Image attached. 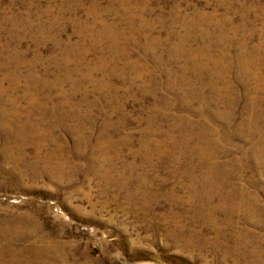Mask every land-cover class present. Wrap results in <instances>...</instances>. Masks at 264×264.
I'll use <instances>...</instances> for the list:
<instances>
[{
    "label": "rangeland",
    "instance_id": "obj_1",
    "mask_svg": "<svg viewBox=\"0 0 264 264\" xmlns=\"http://www.w3.org/2000/svg\"><path fill=\"white\" fill-rule=\"evenodd\" d=\"M205 30L218 62L242 54L260 72L241 77L231 66L219 108L213 71L185 74L183 58L173 60L182 36L196 48ZM263 99L264 0H0V124L13 127L0 128V264H244L264 238V163L252 152L264 118L255 132L247 124ZM217 110L210 123L222 139L204 165L258 209L255 223L232 217L233 228L219 213V237L197 201L184 210L180 188L183 170L192 179L207 170L181 149V128ZM100 170L125 174L110 183ZM135 189L137 205L154 199L147 216L129 208ZM171 213L176 224L164 219ZM242 235L254 245L232 252Z\"/></svg>",
    "mask_w": 264,
    "mask_h": 264
},
{
    "label": "bare ground",
    "instance_id": "obj_2",
    "mask_svg": "<svg viewBox=\"0 0 264 264\" xmlns=\"http://www.w3.org/2000/svg\"><path fill=\"white\" fill-rule=\"evenodd\" d=\"M199 17H202V16L199 15ZM192 19H190V20L192 21ZM191 21L187 20V21H185V23L188 25L193 24L192 22L196 23L195 21H192V22ZM217 25L220 26V24H218V23H217ZM185 28L188 29L187 27H185ZM187 35L182 36L179 39L180 40L179 44L177 43V45L175 44L176 46L174 45V48H173L174 52L173 53L177 52L178 54L176 53V55H174L173 60H178L180 58H183V61H181L182 64L179 67V70H180L179 72H183L185 74H187L188 71H192V72L193 71L204 72L206 70L213 71L212 74L217 76L218 83L221 82V85H222L221 87H219V85H217V83H214V81H212L213 84L211 83L212 84L211 87L213 88V91L215 93V98L213 99V105H215V107L218 106V108H219V105H221L223 102V101H221V92H222L221 88L226 89V91L228 88V85H227L228 83L223 78L225 77V74H228L229 70L231 69V66L232 67L234 66L237 69L239 74H241V77H245L247 75H251V76L255 77V76L260 75V72L255 73L252 71V66L254 65V59L244 57L242 54L238 55L235 59L227 60V57H226L224 62H218V60L210 52L211 46L216 44L215 39L210 35L209 32H207V30L204 31L203 38L201 39V42H200V44H203V46H198L196 48H190V47L186 48L185 47V43L188 42V39L190 38V37L188 38ZM220 36L224 37V35H222V34H220ZM194 37H195L194 39H197L196 36H194ZM169 53H172V52H169ZM241 53H243V51H241ZM219 65H222V66L219 67ZM260 69L261 68H259V70ZM186 84H187V80L185 81V83L183 85H186ZM181 86L182 85H180V87ZM183 87H185V86H183ZM228 95L231 96V91L228 92ZM204 101L203 102H204L205 106L211 107L210 103H207L206 100H204ZM205 108H207V107H205ZM260 108H262L260 110V112H264V99L261 102ZM260 112L258 110H255V109L251 110V113L249 115V121H247L248 127L250 126L253 129L252 131H250L251 133L257 131L253 127L254 122L260 118L261 119L264 118L263 113H260ZM221 116H222L221 111L219 112L217 110V111H214V113H212V116L206 117L203 115L202 116L203 121H201V122H198V121L186 122V125L183 124V125H185L184 128H181V131L183 132V133L182 132L181 133L183 134V138H184V141H182L183 145H182L181 149L186 150L187 153H191V154H193L194 152H195V154L197 153V155L200 159V164H202L205 167V169H207L206 171L204 170V172H202L203 175H201L198 178H193V179L190 178L191 174L189 173V170H183L182 173H184V174L181 175L180 177H181V179H184L187 183L182 185L180 188L182 190H185V192L187 193L186 194L187 196H186V199L181 200V204L184 206V210H185V208L187 206L192 204L194 201H197L195 213L198 214L199 216H201L205 220V222L208 226H211L214 230H216L215 234L217 233L216 234L217 237H219L218 234H221V231L219 229V224L217 223L218 220H216L219 213H223V215H224L223 217L225 218L224 221H225L226 226L233 228L234 225L232 226L233 223L230 222V221H232L231 220L232 217H234L235 215H238V214H242L241 216H238V217L245 224L255 223L257 210H258L257 205L255 204V201L251 200V199H250L251 200L250 205L248 207H246L249 204V202L247 201L249 199L246 198V196L243 192L238 191V190H235L234 192L222 190L220 188L221 185L218 182V178H217L219 170H212V169L216 168V166L214 164H210L208 166L204 165L205 160L215 158L218 155V152H217L215 145L218 143L219 140L222 139V137L219 136L220 131L218 129L213 128L211 126L210 122L214 117L219 118ZM225 117H227V115H225ZM208 118H210V119H208ZM198 123H200V125L203 126L201 132L199 131V133L193 134L192 131H190V132L188 131V130H190V129L192 130L194 127L198 126L199 125ZM226 125H228L227 122H225L223 125H220V127L222 126L224 128ZM10 126L11 125L0 124V128L1 127H5V128L9 127L10 128ZM179 126H181V125H179ZM11 128H13V127L11 126ZM174 129H179V128L176 127ZM237 129H241V127H238ZM33 134H34L33 130L27 131L24 128H22V136L23 137L33 136ZM189 134L193 135L194 138L196 139L197 142H196L195 146H191V145L186 143L187 140H189L191 137V136H189ZM262 136H263L262 140H260V142H259V144H257V146H254L252 152L258 161H262L264 163V132H263ZM191 139H192V137H191ZM176 156L177 155H175V160H178L176 158ZM57 171L58 170H49V171H47V175L52 178L54 173ZM100 171H102L101 175H102L103 179H105L107 182H110V183H112L114 180L123 178V176L125 174L124 171L121 172L120 170H100ZM171 172L173 174H175V173H177V170H172ZM57 173L59 176V172H57ZM125 176H127V175H125ZM127 179H131V178H127ZM195 184L198 187L193 189V185H195ZM140 191L141 190H139V189H135L133 191H130L127 200L129 201V208L131 211L134 212L138 209L139 214H143L144 213L143 211H147V209L150 210L149 208H152L151 202L154 201V199H152V200L150 199L148 201L149 196L147 195L146 197H144L143 202L140 205H137V203L134 202L133 198L136 194L137 195L135 197L141 196ZM169 195H166L165 198L171 199L173 201L176 200L175 193H169ZM153 198L156 199L157 194H154ZM145 214H147V212ZM145 214H143V216H147ZM171 214L172 215H170V218L167 216V217H164V219L165 218H168L169 220L172 219L173 223L176 224L177 223L176 221L178 219L177 216H179V215L178 214L176 215L175 213H171ZM240 234H246V232H240ZM242 236H244V237L239 238V242L236 244L237 246L235 247V249L231 250L232 252H236L238 250H245L247 247L251 246L250 243H252V246L254 245V241L250 240L251 238H249V237L245 238L246 237L245 235H242ZM257 239H258V241H260V244L258 246L256 245L252 249H250L251 252L247 253V254H250V259L248 261L247 260L244 261V264H264V244H263L264 238L261 237V239H259V238H257ZM34 250L36 253L40 252L36 249H34ZM48 251H50V250H48ZM45 253H46V251H45ZM59 255H61V254H59ZM44 257L45 256H43L42 258H44ZM50 259L53 260L54 258L50 255ZM43 261L46 262L45 260H43ZM54 261H57V260H54ZM66 261L67 260L64 257L59 256L58 263L60 262L61 264H65ZM48 262H49V260H48Z\"/></svg>",
    "mask_w": 264,
    "mask_h": 264
}]
</instances>
